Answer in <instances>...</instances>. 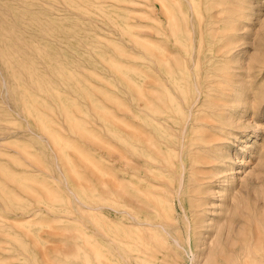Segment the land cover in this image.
I'll return each mask as SVG.
<instances>
[{"label":"rangeland","instance_id":"374dc122","mask_svg":"<svg viewBox=\"0 0 264 264\" xmlns=\"http://www.w3.org/2000/svg\"><path fill=\"white\" fill-rule=\"evenodd\" d=\"M200 40L198 73L221 84L206 89L201 120L185 134L182 160L195 162L184 210L175 200L158 214L173 236L185 215L200 220L195 257L177 248L179 264H220L233 259L236 237L257 226L264 235V0H0V264H112V241L133 232L156 264H171L155 210L145 213L152 228L134 230L128 206L140 207L132 195L149 151L179 158L145 138L178 144L185 114L163 94L179 101L168 73L191 67ZM223 45L222 60L208 53ZM207 59L217 61L208 71ZM157 97L169 118L159 131L146 108L150 99L154 115Z\"/></svg>","mask_w":264,"mask_h":264},{"label":"bare ground","instance_id":"6f19581e","mask_svg":"<svg viewBox=\"0 0 264 264\" xmlns=\"http://www.w3.org/2000/svg\"><path fill=\"white\" fill-rule=\"evenodd\" d=\"M150 6H147V8ZM163 7H164V11H165L167 9L165 4H163ZM153 8H154V6H153ZM149 10H152V9H149ZM150 12L152 13V11H150ZM161 14L163 15V13H161ZM198 18H199V20L201 19V14L198 15ZM151 19H153V18H151ZM145 33H147V32H145ZM148 33H150V32H148ZM209 41H211V40H209ZM224 48H225V46L223 45V46H220L217 49V51H213L214 49H212L210 47V49H208V53H210V54L212 53L211 56L213 58L219 57V59L222 60L225 56H227V52H228L226 50L224 51ZM191 49H192V47H191ZM192 52L189 53L190 56L187 60V62H189V64H191V67L188 68L185 66V64H183L184 66L179 67L180 69L177 70L176 74L175 73H172V74L168 73L169 79L173 78L174 85L176 87V90L179 93V96H180L179 101L176 97H174V95L173 96L169 95L167 92L168 90L164 86L167 94L165 93L163 95L164 96L167 95V99L169 102L173 101L172 107H173L174 111L177 114L178 113L179 114H181V113L185 114L181 118L180 126L177 127V129H176L178 131V135L177 134L172 135L173 139H177L176 141L178 144L177 145L174 144L173 146H170V144H172L174 142V140L171 142V140H169V139H167L166 141H162L160 139L155 141L153 139V137L151 136V134H149V133L146 135V138H145V143L147 144V147L153 148L154 150L157 151L158 154L161 153V151H162L161 148L164 147L166 149V151H170L173 154V156L179 155V158L177 159L176 162H171L169 159H162L157 155H156V157H152L151 152L149 151L147 153V156L149 159H148V161L145 162L146 170L144 171L143 178L141 179V184H139L140 187L136 188L134 195H132L139 200L138 202L140 204V207L136 211L135 206H139V205H135L136 201L134 202V200L130 201V204L128 206L130 208L129 219L131 220V224L129 226L132 227L134 230H138L140 228H145V227H149V226H151V228H152L153 225L151 224L150 220L146 217L145 213H146L147 209L155 210V217L159 218L161 221L159 224H156L154 226V228H159L160 235H162V237H163L162 241H161L162 244L164 246L165 245H167V246L173 245V246H170L171 247L170 252L172 253V255H169V253L167 254L169 256V258H171V264H179V261L177 260L178 259L177 258V256H178L177 248L180 249V252H182L186 255L191 254L193 257H195V253H194L195 245H192V242H193V238L198 234L197 230L199 231L200 220L196 221V222H193V221L190 222L189 219L185 215L184 217L186 218V221L184 222V230H183L184 232L182 231L180 226H175V230L177 232H175V235L173 236V235H171V232L169 231V228H168V223H167L168 217L164 216L163 214H158V210L160 212H162L164 209L171 210L174 203H175L174 202L175 200H177V202L179 204L178 206H180L181 211L184 210V208L182 206V199L180 198L181 189L184 185V173H185L186 168L187 167L191 168L192 164L195 162L191 159L190 163L188 165H186L185 162L182 160L181 155H182L184 149H186L185 134H186L188 127L193 126L199 120H201V119H199L197 114L202 111V108H203L204 103H205V99L208 97L206 89L212 87L213 85L221 84L220 81H216L215 78L218 76L216 74L211 75V77H210V75H206L204 77L203 75L198 73V71H199L198 69L200 68V58L204 52V51H202V48H201V40H200L198 48H197V53L194 57L192 56ZM206 62H207V66H208L206 68V71L209 70V67L211 65L217 63V61H211V59H207ZM159 65H161V63H159L158 66ZM191 69H193L195 71L193 78L191 75H189L190 74L189 71ZM184 75L185 76L189 75L188 78L191 81H193V82H191L190 87L185 85L184 79L182 78V76H184ZM162 84H163V82H162ZM130 85H132V84L130 83ZM189 90H191L192 93L194 94V97L191 99H187L186 93ZM145 93H147V92H145ZM136 94H137V92H136ZM151 94L153 95V93H151ZM168 96L170 97V100H169ZM156 99H157L156 102L158 104L160 98L157 97ZM137 104H138V102H137ZM146 108H147V118L149 119L150 123L156 127L157 131H159L163 127V123L168 121V119H169L168 116H166L165 111H163L160 108L159 104L156 105V109L153 112L154 115H152L151 114V112H152V101L150 99L146 100ZM130 115H132V114H130ZM164 115H165V117H164ZM174 165L176 166V169L174 168ZM128 171H130V170H128ZM194 171H195V169H194ZM174 174L176 175L175 183H177L176 187L174 189V197L168 198L167 197L168 188L171 185H173V182H174L173 178H170L168 176H173ZM199 180H203V178H201ZM202 205H203V203L197 205L196 207H198V209H201ZM90 209H92V208H90ZM133 210L136 211V213L133 212ZM199 212H202V210ZM172 214H171V217L173 219ZM257 228H258V226L255 227V231ZM146 229H149V228H146ZM247 229L249 230V228H247ZM252 229H254V227ZM252 231L249 230L247 235H245L244 238H239V237L237 238L236 237V239H235L236 244H233V247L230 250L231 254L234 255L233 259H230V258H228V259L225 258V260L221 259L220 264H242L241 260L245 257H247L245 259H250L251 262H253L254 264H264V235L259 233L260 232L259 229H257L256 232L255 231L252 232ZM113 242H115V247L113 248V253L115 255V259L112 261V264H156L155 261L158 258L155 257L156 253H154L151 250L150 243H148L142 236L136 234V232H133L131 235H129L127 240L122 241V240L115 239L114 241H112V243ZM164 248L165 247L162 246V249H164ZM250 248L256 254L255 255L256 257L249 258ZM244 250H245L246 255H243ZM251 255H252V252H251ZM192 262H193V258L189 259V264L190 263L192 264Z\"/></svg>","mask_w":264,"mask_h":264}]
</instances>
